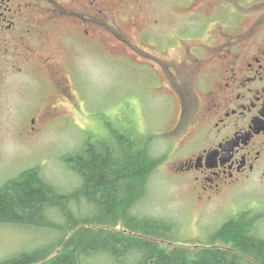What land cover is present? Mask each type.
<instances>
[{
	"label": "rangeland",
	"instance_id": "rangeland-1",
	"mask_svg": "<svg viewBox=\"0 0 264 264\" xmlns=\"http://www.w3.org/2000/svg\"><path fill=\"white\" fill-rule=\"evenodd\" d=\"M201 1H159L156 26L148 24L140 14L134 15L138 11L131 6L124 19L128 24L120 25L142 49L148 50L145 47L149 46L158 56L161 42L162 46L167 45L164 51L173 56L180 48L179 39L188 35L202 44L226 23L228 17L223 10L199 16L196 7ZM240 2H257L260 11L264 8V0ZM61 4L71 8L70 3ZM71 27L65 38L64 33L56 37L54 34L45 51L15 65L14 86L5 88L0 101V186L21 171L39 167L47 181L70 193L81 181L68 168L64 157L78 152L92 137L95 141L108 138L112 134L109 128L131 125L140 135L154 139L151 153L163 158L146 178V190L133 209L136 215L175 223L180 240L176 243L191 250L199 243L205 246L202 243H208L224 222L244 211L259 217L255 233L264 238V186L242 185L208 198L203 189H209L210 184L196 179L195 174L184 176L177 170L180 162L198 152L196 145L200 144L190 137L181 143V138L172 134L179 113L178 101L169 97L170 92L162 84L163 74L148 68L150 63L143 50L134 52L117 42L114 35L121 32L113 34L107 26L100 27L101 36L85 42L83 31L91 33V27L81 26L79 35ZM191 29L192 32L187 31ZM58 30L61 32V27ZM57 41L55 49L51 48ZM60 43L59 53L56 50ZM50 63L56 75L61 74L67 95H62L50 77L46 68ZM88 207L84 202L76 211L85 214ZM50 219L64 223L59 214ZM56 237L60 233L49 229L0 224V259L52 243Z\"/></svg>",
	"mask_w": 264,
	"mask_h": 264
},
{
	"label": "flooded vegetation",
	"instance_id": "flooded-vegetation-1",
	"mask_svg": "<svg viewBox=\"0 0 264 264\" xmlns=\"http://www.w3.org/2000/svg\"><path fill=\"white\" fill-rule=\"evenodd\" d=\"M159 1L0 0V101L5 88L14 86L15 65L45 51L54 34L64 33L65 38L70 26L77 35L81 26L91 27V33L83 31L85 42L101 36L100 27L107 26L113 34L121 32L114 35L117 42L134 52L143 50L148 68L163 74L162 84L179 107L172 134L181 143L190 137L200 144L177 170L210 184L203 189L208 198L242 185L264 186V8L260 11L257 2L202 0L196 7L199 16L223 10L226 23L202 44L188 35L179 39L180 48L173 56L164 51L167 45L158 42L156 56L149 46L144 50L132 41L120 22L128 24L125 14L133 6L138 11L134 15L158 25ZM61 48L60 43L56 51ZM46 68L62 95H67L61 74L56 75L51 63Z\"/></svg>",
	"mask_w": 264,
	"mask_h": 264
},
{
	"label": "trees",
	"instance_id": "trees-1",
	"mask_svg": "<svg viewBox=\"0 0 264 264\" xmlns=\"http://www.w3.org/2000/svg\"><path fill=\"white\" fill-rule=\"evenodd\" d=\"M109 130L108 138L90 137L64 157L81 181L70 193L47 181L39 167L0 186V224L60 233L56 241L4 257L0 264H264V238L255 233L259 217L252 212L231 217L205 246L192 250L178 244L175 223L136 215L146 178L163 158L151 153L154 139L131 125ZM84 202L88 212L80 214L76 209ZM58 214L64 223L50 219Z\"/></svg>",
	"mask_w": 264,
	"mask_h": 264
}]
</instances>
